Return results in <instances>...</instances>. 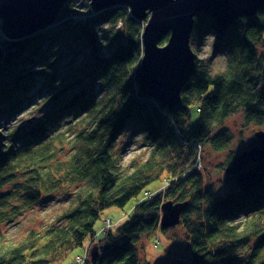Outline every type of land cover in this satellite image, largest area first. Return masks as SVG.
Here are the masks:
<instances>
[{
    "label": "trees",
    "instance_id": "1",
    "mask_svg": "<svg viewBox=\"0 0 264 264\" xmlns=\"http://www.w3.org/2000/svg\"><path fill=\"white\" fill-rule=\"evenodd\" d=\"M86 8L69 0L50 26L19 40L0 37V224L59 191L69 198L42 229L1 242L0 264H61L86 242L88 255L77 264H154L141 256L145 241L158 232L177 240L169 237L173 227L161 225L168 201L186 203L178 225L190 258L163 260L165 249L160 264H264V183L245 192L225 174L242 151L218 165L229 190L220 192L203 173L205 146L215 153L231 149L227 118L243 113L246 124L264 126V7L226 29L206 14L196 16L192 48L209 35L213 44L206 58L193 48L195 68L178 106L139 87L146 21L127 5ZM221 53L218 63L214 55ZM31 103L35 118L8 132L3 125ZM130 127L149 153L123 165L115 146ZM257 144L253 137L247 148ZM164 174L167 185L147 192L122 224L110 219L106 228L107 217L95 230L106 209L125 207Z\"/></svg>",
    "mask_w": 264,
    "mask_h": 264
},
{
    "label": "water",
    "instance_id": "2",
    "mask_svg": "<svg viewBox=\"0 0 264 264\" xmlns=\"http://www.w3.org/2000/svg\"><path fill=\"white\" fill-rule=\"evenodd\" d=\"M68 1L0 0V26L5 38L19 40L50 26ZM91 5L94 11L127 5L136 18L146 21L139 87L168 106H178L196 64L197 55L191 46L196 16L206 14L226 29L240 18L255 16L264 7V0H91ZM166 36L167 42L161 45ZM3 58L0 45V62ZM255 138L258 144L242 151L226 169V174L235 176V183L245 192L264 183V130L257 131ZM251 163L254 166L248 167ZM185 207L186 203L165 202L162 227L177 226ZM98 252L94 247L91 256L96 258Z\"/></svg>",
    "mask_w": 264,
    "mask_h": 264
},
{
    "label": "rangeland",
    "instance_id": "3",
    "mask_svg": "<svg viewBox=\"0 0 264 264\" xmlns=\"http://www.w3.org/2000/svg\"><path fill=\"white\" fill-rule=\"evenodd\" d=\"M77 5L81 11H85L87 9V5L92 9L91 0H77ZM104 27H106V25L103 26V28ZM1 36H4V34L0 26V37ZM212 41L213 35H209L202 41H197L193 48L194 50L196 49L195 51L198 55L200 54V57L206 58L211 52L213 44ZM261 52L263 51L261 50ZM222 55V53L215 54V61L222 63ZM38 85H41V81H39ZM32 107L33 105L31 103L24 108L17 110L16 116L12 120L5 123L3 127H7V130H9L8 132H10V126L13 123H25V125H29L31 122L29 119L32 117L35 118V115H37V112L32 111ZM197 119L198 113L195 109H193L191 125H195ZM224 125L232 135L231 149L224 153H215L206 146L203 149V173L206 174L210 183L216 185V188L220 192L229 190L232 185H227L226 183L224 184V172H221L218 165L223 161L227 154L248 149L247 147L249 142L253 137H255V133L259 130H264V126L258 127L246 124L243 113H238L227 118ZM8 132L5 131V133ZM70 146V143L64 146L66 152H70ZM115 153L122 159L121 163L123 165H127L133 159H145L149 153V148L143 145L141 134H137L136 132L134 133V129L130 127L123 134H121L118 139L115 146ZM168 182L169 178L164 174L159 180L152 182L137 198H133L129 201L125 207H111L106 209L101 217L96 221L95 230L99 233L101 232V228L104 226V220L107 217L112 219V221L117 225L122 224L127 219V214L132 211L134 205H136L140 199L144 198L147 192H157L167 185ZM46 200L48 201H44L35 206L33 209L24 212L16 221L4 222L0 224V243L16 242L22 239L31 229H42L48 222L54 219L56 215L67 208L69 203V198H67V194H65L63 190L57 192L55 196L47 198ZM173 228L174 229L169 233V237L175 236L177 239L176 241H168L162 232H158L157 234L160 237V242L156 244L157 234L152 235L145 241V250L142 251L141 256H144L147 260L153 262L154 264H160L164 250L168 249V253H165L167 256H163V260L174 258L189 259L190 256L188 244L186 243L187 235L185 231L179 225L174 226ZM87 245L88 244L86 242L84 248L78 247L71 251L61 264H77L76 258L78 255L85 257L84 249Z\"/></svg>",
    "mask_w": 264,
    "mask_h": 264
},
{
    "label": "built area",
    "instance_id": "4",
    "mask_svg": "<svg viewBox=\"0 0 264 264\" xmlns=\"http://www.w3.org/2000/svg\"><path fill=\"white\" fill-rule=\"evenodd\" d=\"M127 7H128L129 11H132L131 7H129V6H127ZM201 167H202V164L200 163L199 164V168H201ZM111 225H112L111 220L107 219L106 220V228H109ZM87 250H88V248H87ZM87 253L88 252L86 251V256L88 255ZM86 256L83 258L82 256L79 255V256H77L76 259H77L78 262L82 263L86 259Z\"/></svg>",
    "mask_w": 264,
    "mask_h": 264
}]
</instances>
